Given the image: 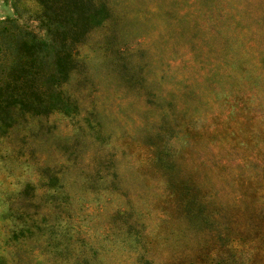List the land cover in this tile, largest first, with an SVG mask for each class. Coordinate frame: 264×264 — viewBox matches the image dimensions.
<instances>
[{
    "label": "rangeland",
    "instance_id": "1",
    "mask_svg": "<svg viewBox=\"0 0 264 264\" xmlns=\"http://www.w3.org/2000/svg\"><path fill=\"white\" fill-rule=\"evenodd\" d=\"M103 1L112 16L63 86L79 115L29 118L0 138V264H42L36 237L13 240L10 211L29 183L41 202L45 168L66 190L69 264L197 261L211 238L184 225L155 146L231 227L246 264H264V0ZM40 9L0 0V22L42 34Z\"/></svg>",
    "mask_w": 264,
    "mask_h": 264
},
{
    "label": "trees",
    "instance_id": "2",
    "mask_svg": "<svg viewBox=\"0 0 264 264\" xmlns=\"http://www.w3.org/2000/svg\"><path fill=\"white\" fill-rule=\"evenodd\" d=\"M39 3L41 9L34 17L40 22L42 34L20 26L16 19L0 22V39H7L0 43V138L29 118L79 115L78 103L63 86L80 69L78 46L112 16L111 8L103 0H39ZM14 8L18 13V5ZM151 154V165L165 177L169 196L184 225L211 238L198 252V260L190 264H246L233 243L238 240L233 238L231 227L219 224L216 211L211 210L198 187L179 174L172 156L159 146ZM41 182L40 203L34 202L38 194L33 184L29 183L16 195L24 203L13 205L10 211L15 219L13 240L36 237L40 246L31 258L39 263L68 262L73 256L62 240L70 234L62 217L69 204L65 187L50 168L42 171ZM32 208L34 212H27ZM127 231L132 234L130 229ZM136 237L142 244L140 232ZM138 255L140 264H152L145 254L138 252ZM82 259L75 257L72 264H82Z\"/></svg>",
    "mask_w": 264,
    "mask_h": 264
}]
</instances>
